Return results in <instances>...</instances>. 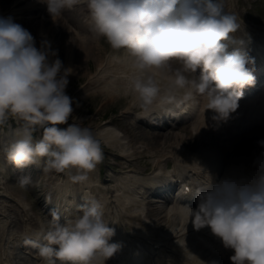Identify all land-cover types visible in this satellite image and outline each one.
<instances>
[{
  "label": "clouds",
  "instance_id": "9594fccd",
  "mask_svg": "<svg viewBox=\"0 0 264 264\" xmlns=\"http://www.w3.org/2000/svg\"><path fill=\"white\" fill-rule=\"evenodd\" d=\"M45 2L54 19L81 0ZM87 6L95 35L106 38L112 49L128 52L130 91L145 114L163 111L182 92L185 101L203 98L206 109L217 114L213 119L227 120L238 109L243 89L256 82L247 67L254 59L228 51L240 23L222 0H87ZM55 55L47 42L37 48L27 29L0 17V124L9 115L24 122L7 159L23 169L47 158L44 172L83 170L73 177L83 181L104 154L88 128L58 127L68 124L74 109L66 93L69 69L60 59H50ZM173 61L181 64L174 72ZM41 128L42 138L34 139ZM30 182V177L18 180L21 188ZM197 195L198 208L189 209L194 227H210L225 248L234 250L232 264H264V171L250 180L224 178ZM52 216L59 220L56 212ZM109 225L102 205L92 201L82 214L56 223L43 237L47 243L39 254L47 264H105L120 249L109 243L115 235Z\"/></svg>",
  "mask_w": 264,
  "mask_h": 264
},
{
  "label": "bare ground",
  "instance_id": "6f19581e",
  "mask_svg": "<svg viewBox=\"0 0 264 264\" xmlns=\"http://www.w3.org/2000/svg\"><path fill=\"white\" fill-rule=\"evenodd\" d=\"M17 1L18 0H12L11 2L15 3ZM29 2L30 3L26 5H33L36 4V2L40 4L46 3L45 0H29ZM22 7L23 5L19 6V8H15V10H12L13 8L11 7V13H3L0 17L13 19L16 16L14 14L18 13L20 15L23 14L22 16L24 18H31L32 13L38 12V10H32L24 13L21 12ZM73 8L80 11L85 7H76L73 5ZM231 10L237 16L232 6ZM49 15L52 16L50 13ZM34 16H36V14ZM64 19L66 23H73V19L70 16ZM60 21L58 17V23L63 26L62 31H64L63 42L58 47L61 48L60 54L63 53V50L66 51V60L67 58L71 60L74 57H78V60L82 58L88 59V49L93 39L90 41V38L82 35L81 32L80 34L78 33L77 36V31L74 33L73 30L68 29V23L64 26ZM74 25L76 28H79V31H82L81 29L85 27L83 24ZM73 33L75 36H73ZM257 33L264 37V27L257 31ZM72 41H74L76 47L70 51L72 48ZM45 42H47L51 48V38L46 30L41 32L40 42L37 48H40ZM261 46L264 49V41ZM71 54H74V56H71ZM70 60H67V64H70ZM129 65V54L126 50L124 55L117 53L109 54L105 60L98 63L96 71L90 76L88 88L105 93L107 99L116 98L122 88V92L125 95H132V102L128 106L136 105L135 94L130 91L129 78L133 72ZM162 71L167 72L168 70ZM171 71L174 72L175 70L171 68ZM174 96L175 98L172 100V103L181 96L183 97V93L176 92ZM260 98L263 107L261 114L264 117V95ZM197 100L198 98L195 101ZM202 101L201 114L199 115V119H197L192 126L193 133L196 134L197 138L207 139L209 136L206 132L209 131L214 134L225 132L231 127L229 120H233L234 123H236L241 117V111H237L231 113L227 120L213 119L217 114L211 109H206V101H204L203 98ZM168 104L163 111L158 110L151 114H145L143 111L138 114L132 113L130 110H126L125 112L132 113V119L129 116V121H133V119L138 120L137 118L142 117L147 121H153L159 118L161 113L166 114V112H169ZM250 128L256 133L257 137H262L263 132L259 130V126L251 125ZM20 131H22L21 128L14 129L13 133L15 140L19 138L18 133ZM93 135L94 137L101 138L103 142L111 147L120 150L122 153L121 157L125 158L129 155H133V148L128 144L125 136L115 127L110 125L104 126L103 124L95 130ZM233 137L235 139L236 135H233ZM240 141L241 143L238 145V148L234 147L235 149L231 150L230 153H225L228 154V159L224 158V151H221L213 143L208 146L200 145L194 152H191L192 148L188 150L187 147L181 143L172 146L170 149L171 152L168 155L165 154V149L153 151L152 154L157 156L153 160L156 164V169H154L151 174L141 175L140 172L132 169L124 173L114 172L111 174L112 177L107 178V180H115L113 181L114 183L111 184H106L105 181H100L98 179L99 175L96 174L98 169L96 168L88 173L87 179L83 181L74 180L73 172L68 171L65 179L57 182H50V191L53 192L49 193V196L51 200L53 197L56 198L57 208L61 211V215L67 218V220L80 214V211L75 208V205H78L80 202L78 198L80 193H83L90 202L98 201L102 205L105 221L110 223V227L115 228V235L110 239V242L112 240L114 243L120 245V249L115 256L108 259L105 264H122L124 261H127L128 258L126 254L133 245L131 242L136 243V240L140 238L141 234L145 237L143 244L146 250L150 249L149 243H155V248H160L155 251L158 256L162 255V259L165 260H161V264H232L230 254L232 249L223 247V249L226 250L223 251L219 247V243L222 242V240L215 236L210 228H201L203 233L199 234L193 229V225L185 224L183 219L176 216L178 214V209L175 208L174 205H167L164 209L163 206L157 205L159 200L153 198H149L148 200L147 197L143 198L142 193L145 189L141 188V185L150 184L153 180H155V182L167 180L178 184L181 180L183 184L174 189L176 190V197H181L188 202H197L199 200L196 196L197 191L201 187L212 184L213 181L219 177L221 180L228 178L236 171L237 179H254L264 171V162H261V154L258 152L252 154L251 152L256 141L248 140L245 137L241 138ZM224 144L229 150L230 147L234 145V141L233 143L225 141ZM246 149H251V151L248 153L243 152V150ZM247 154H250V157H247ZM129 157L132 159V156ZM168 158L173 162L172 170L164 166ZM4 170L6 171L5 166L0 159V174L2 173V175H5L2 172ZM82 174H84L83 170L78 172V175ZM159 174V179L153 178V176L156 177V175ZM151 178H153V180ZM2 179H4V177ZM183 185L184 187H182ZM188 185L192 188L191 193L185 191V187ZM2 196H4V198L0 197V199H2L0 201H3L2 208L6 209L8 204H11V206L15 208L17 214H24V218L27 220V229L37 227L32 222L37 215L33 213L30 203L22 195L7 196L3 193ZM147 205L151 209L158 210L159 215L157 214V216L154 217L145 215L148 210ZM155 212L157 213V211ZM180 212L179 210V213ZM127 214H131L132 217H129ZM10 217L9 214H6L3 219L0 217V264H47V260L39 263L38 261L30 259L8 257L9 252L14 250L17 241H20V239L25 236L12 233L10 238L8 237L12 228V226L8 227L7 225ZM13 220L14 219H12V221ZM12 221H10V223ZM163 225L170 228V231H168L170 236L166 237L167 233L165 229H162ZM30 230L32 234H39V232L37 233L33 229ZM29 238L30 241H27L28 245L36 246L37 244L39 245V243L42 245L41 241L35 237L29 236ZM165 242L168 243V247L166 245H160V243ZM223 255H228L230 257L227 259V262L222 263L221 256ZM58 262L61 264V261ZM138 263L139 261L133 262V264ZM93 264H98V260L93 261Z\"/></svg>",
  "mask_w": 264,
  "mask_h": 264
},
{
  "label": "rangeland",
  "instance_id": "374dc122",
  "mask_svg": "<svg viewBox=\"0 0 264 264\" xmlns=\"http://www.w3.org/2000/svg\"><path fill=\"white\" fill-rule=\"evenodd\" d=\"M11 1L12 0H0V15L9 9ZM27 1L29 0H25L24 3ZM230 1L237 5L241 16H243L248 23H253L255 27H262L264 25V0H222L224 8ZM39 5L40 3L34 6L38 7ZM35 14L36 16H34ZM68 15L73 19V23L67 22L69 30H73L74 33L77 31V36L78 33L80 34L81 32L82 35L90 38V41L93 39V42L90 43L88 49V59L82 58L81 60H78V57H74L70 60V58H67V60H70V64H67V60L65 59L67 52L63 50V53L60 54L61 48H58L63 42L64 37V31H62L63 26L58 23V17L61 20L60 22L66 26L67 23L64 18H69ZM13 22L20 24L33 35L36 46H38V43L40 42L41 32L46 30L52 42L51 51L56 54L51 57V60L58 58L62 61L63 68L69 69V84L66 88V93L73 99L74 111L68 124L59 125L58 127L66 129L68 125L77 123L81 127L88 128L93 134L94 131L100 127L102 121L111 119V122L105 123L104 126H113L125 136L128 144L135 151V158L126 163V161L116 157L118 149H109L108 156L110 158L107 159H111V161L116 163L115 165H112L117 168V170L132 168L139 170L140 172L150 171L152 166H154L152 164L154 157L152 154L153 151H160L162 149L167 151L178 143L185 145L188 150L191 148H197L200 145L208 146L213 143L221 151H224V158L228 159L229 156L225 153H230L231 150L234 149L228 150L224 142L229 141L230 143H233L234 141V145H237L238 148V145L241 143L240 139L243 137L248 140L256 141L252 151L251 149H246L243 150V152L248 153L251 151L252 154L258 152L261 154V162H264V144L260 143L261 141H264V117L261 114L263 107L260 97L248 102H239V107L235 112L241 111L240 119L236 123H234L233 120H229L231 127L225 132L223 131L218 134H214L211 131L206 132L209 136L207 139H200V137L197 138L196 134L193 133L192 126L194 121L177 124L164 130L149 128L139 120L133 119V121H129V116L132 119V113L138 114L142 109L136 105L128 106L132 102V95H125L122 92V88L120 89L121 92L114 99H107L105 93L88 88L90 76L96 71L98 63L105 60L111 53L124 55L125 49H112L106 38L97 37L95 35L91 27L89 11L86 8L79 11L66 7L61 14L53 19V17L49 15L48 6L46 5L43 8H38V12L34 13L33 17H20ZM74 24H83L85 27L81 29L82 31H79V28H76ZM74 33L73 36H75ZM75 47L74 41H72V48L70 51L75 49ZM71 56H74V54H71ZM172 68L174 70L181 68V64L177 61H173ZM189 78H191L190 74ZM126 110H130L132 113H126ZM23 124L24 122L22 120L9 115L7 120L3 124H0V147L8 144L11 145L15 141L13 133L14 129H22ZM251 125H257L260 127L259 130L263 132L262 137L256 136V133L250 128ZM40 134H43L42 128L34 132V139H40ZM233 135H236L235 139ZM98 141L100 142V140ZM247 157H250V154H247ZM2 158L6 169L12 174L11 180L5 184L8 192L15 196L22 195L30 203L33 213H35L37 217H47V220L51 222L50 225L53 224L54 226L56 221H54L52 213L55 211L49 209V207H52L53 205L49 196V193L51 192L49 184L51 181L57 182L65 179L69 170H65L63 173L57 172L54 169L44 172V170L40 171L35 164L19 169L7 159V151ZM96 169H98L96 174L99 175V170L101 169L102 171L101 163L97 165ZM71 171L73 172L74 177L78 175V172L75 169H72ZM103 175L109 178L112 177L108 168H106V172H104ZM21 177L31 178V182L25 188H21L18 184V180ZM9 208L12 209L13 207L9 206ZM147 209V216H157L158 210L151 209L149 206ZM155 211H157V213ZM12 216H15L16 218V216L19 215H16L15 213L12 214ZM164 226L166 227V225ZM58 263L60 264V262Z\"/></svg>",
  "mask_w": 264,
  "mask_h": 264
}]
</instances>
